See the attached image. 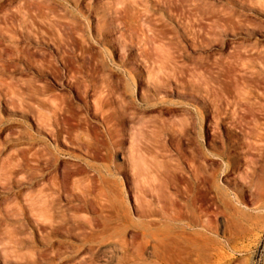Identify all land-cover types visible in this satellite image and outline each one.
I'll use <instances>...</instances> for the list:
<instances>
[{
    "label": "rangeland",
    "instance_id": "374dc122",
    "mask_svg": "<svg viewBox=\"0 0 264 264\" xmlns=\"http://www.w3.org/2000/svg\"><path fill=\"white\" fill-rule=\"evenodd\" d=\"M52 95L94 148L42 130ZM147 223L172 264H264V0H0V264H134Z\"/></svg>",
    "mask_w": 264,
    "mask_h": 264
},
{
    "label": "bare ground",
    "instance_id": "6f19581e",
    "mask_svg": "<svg viewBox=\"0 0 264 264\" xmlns=\"http://www.w3.org/2000/svg\"><path fill=\"white\" fill-rule=\"evenodd\" d=\"M91 92L92 91L90 89H85L83 94L84 95H90ZM93 93H94V95H93L94 96V100H93L94 102L92 104L91 112L93 111L94 116L101 118V121H103L104 123L109 125V122H111L110 121L111 117L117 115V113H118L116 110H114V108H111L114 106V104L112 103V101H110L108 99L109 92L107 93V91H105L103 89H101V90L98 89V90L93 91ZM43 95H44V92H43ZM34 101H36L39 104V106H38V108H39L38 109V120H39L40 126H41L42 130H47V131L51 130L54 142H59L61 137L66 134L67 135V136L65 135L67 137L66 140H68L70 142V144H72V145L79 144L81 146L83 145V146L87 147L88 150L94 148L93 147L94 144L92 145V143H91L92 142L91 140L93 139V137L91 136L92 137L91 138L89 136L90 133H88L89 131L86 127V125L87 126H89V125L86 122V120H83L81 117H78L79 114L75 111V108H74L72 103L66 102L65 99L61 98L59 95H52L49 98H46V96H44L43 99L34 98ZM29 109H32V108H30V106H29ZM108 127H110V126H108ZM79 145H76V146H79ZM197 154L195 157H197ZM43 157H44V155L42 156V158ZM54 158H55L56 163L60 159L59 155H56V157H54ZM73 158L75 159L76 157H73ZM43 160H45V159H43ZM196 161H197V159H196ZM156 172H157V170L152 167V163H150V164L147 163L146 168L144 169L143 172H141L140 177H150V175L157 174ZM166 172H167V170H166ZM166 172H165V174H166ZM76 173L78 174L79 172L76 171ZM76 173H74V174H76ZM199 176H200L199 168H198V166L197 167L195 166L193 169V178L195 180L194 181L195 183H193L192 184L193 186L190 187V188L195 189L194 192H197L198 187H199V181H200ZM195 196H197V195H195ZM137 202H140V201H137ZM194 203H195V201H194ZM141 205H138V207H140V212H138V213L140 214V216L142 218L148 219V218H154L155 217L154 219H156V215L157 216L159 215L161 219L164 218L167 221L174 223V225L178 221H180V222L182 221L183 215L180 217L179 212H175L172 209L171 210H168V208H167V210L163 209L160 213L155 214V212L152 211L149 206L143 207ZM169 206L171 208L173 207L171 205H169ZM170 207H169V209H170ZM165 208H166V206H165ZM102 209L103 208H101V210ZM195 210H197V209H195ZM137 211H139V210H137ZM197 212H199V210L194 212L195 216H197L196 215ZM180 214H182V213H180ZM195 216L193 218L196 219L197 217H195ZM160 218H159V220H160ZM87 222L89 223V225H94L93 221H91V220H87ZM180 222H179V224L182 223V222L181 223ZM192 222L194 223V221H192ZM177 224H176V226H177V228H179V226ZM151 225H152V223H149L148 226H146V225L140 226L137 229V232L135 233V236L138 237L141 240V242L139 243V247H136L137 251L135 250L137 253L135 252L136 254H134V255H136L137 257L135 256L136 260H134L135 261L134 264H141V262L148 261V259H149L147 257L148 254H150V258H154L156 260L157 264H162V263L163 264H169V263L172 264L173 261L171 262V261H169V259L165 260V258H167V256H165L167 254L166 252L173 250V252L177 253L181 250V244L180 245L178 244V240H184V237H183L184 233L182 234L180 232L179 234L178 233L175 234L176 236H175L174 240H176V242H173L172 245L170 246V244H171L170 240L167 239L169 237V233H167V231L170 232V230H168V229L165 230L166 233L168 234L167 235L168 237L163 234L164 238L160 239L157 236L158 234L156 235V233L153 232L154 230L152 231L151 228L149 229V226H151ZM182 226H186V225H182ZM180 227H181V225H180ZM184 228L185 227H183V229ZM181 229H182V227H181ZM175 231L176 230H174L173 233ZM161 232H163V230ZM185 235H186V233H185ZM174 243L176 246L174 248L175 250L174 249L167 250L168 245H169V247H172ZM150 248H151V252H149ZM168 258L174 260V258H172L171 255H169ZM162 259L164 260V262ZM160 260H162V263L159 262Z\"/></svg>",
    "mask_w": 264,
    "mask_h": 264
}]
</instances>
